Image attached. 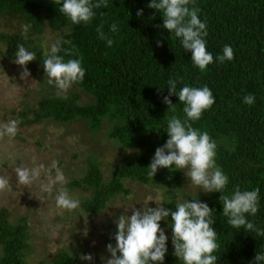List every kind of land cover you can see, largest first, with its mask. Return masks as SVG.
<instances>
[{"label": "trees", "instance_id": "1", "mask_svg": "<svg viewBox=\"0 0 264 264\" xmlns=\"http://www.w3.org/2000/svg\"><path fill=\"white\" fill-rule=\"evenodd\" d=\"M106 2V7L94 9L96 15L89 24L73 25L59 12L55 0H0V17L16 24L13 31L0 34L7 48L5 59L13 58L17 44L23 43L37 53L45 75L42 67L47 51L39 40L50 29L62 32L60 39L71 41L63 45L67 54L62 51L60 55L65 60L80 59L86 72L83 81L73 84L68 94L57 96L51 91L33 110L27 106L15 112L11 120L26 129L43 122L60 127L83 123L97 144L108 142L129 153V157L111 164L106 179L97 156L103 154L95 149L97 153L88 158L86 175L67 183L69 190L81 187L90 191L91 197L81 205L86 213L101 214L117 196L127 201L150 190H161L167 204L164 206L174 210L180 197L190 195L183 190L187 179L181 171L164 168L152 178L147 168L155 149L167 140L164 131L168 119L184 117L183 104L177 97H171L175 112L162 103L168 95L166 82L179 79L177 90L185 84L206 85L216 102L193 127L206 131L217 144L216 163L229 177L225 194L237 187L260 189V210L248 219L264 228V0H195L201 20L207 22V51L215 57L230 45L234 52L233 60L214 62L203 72L193 66L191 53L185 52L166 29L158 27L163 21L159 12L147 7L150 0ZM139 9H143V15L137 17ZM114 22L119 24V31L111 33L109 25ZM100 25L113 39L111 47L99 39ZM25 26L26 39L22 35ZM81 92L90 100L84 102ZM249 93L256 97L254 105L242 103ZM219 196L204 195L205 202L216 211L213 227L219 244L217 264H249L256 251H264V237L228 225ZM19 221L12 223L7 210H0V264H83L81 250L70 253L63 248L51 262H30L33 246L29 220L23 216ZM112 230L109 243L114 244L111 237L116 228ZM165 264L182 262L168 251Z\"/></svg>", "mask_w": 264, "mask_h": 264}, {"label": "clouds", "instance_id": "2", "mask_svg": "<svg viewBox=\"0 0 264 264\" xmlns=\"http://www.w3.org/2000/svg\"><path fill=\"white\" fill-rule=\"evenodd\" d=\"M55 3L59 5V12L73 25L89 24L96 15L94 9L107 6L106 0H97L96 3H93V0H55ZM194 4L195 0H150L147 7L160 13L163 23L158 27L173 35L185 52L191 53L193 66L203 72L214 62L233 60L234 52L230 45H225L222 53L215 57L207 51V22L201 20L199 9ZM136 15L142 16L143 9L137 10ZM27 31L28 26H25L22 32L25 39ZM109 31L118 32L119 24L114 22L109 25ZM97 33L99 39L106 41L107 47L112 46L114 41L104 32L103 25L97 28ZM70 43L69 40L57 39L49 46L43 59L42 68L47 74V82L57 88V96L66 93L73 84L82 82L86 74L80 59L65 60V57L60 55L62 51L67 54L63 45ZM157 46H160L159 41ZM13 55L14 63L23 69L21 79L30 77L27 65L37 60V53L20 43L17 44ZM180 83L181 81L175 78L166 82L168 95L163 97L162 103L175 112L176 104H173L171 97H177L183 104L184 117L172 116L168 119L164 131L167 140L155 149L147 166L148 175L153 178L161 168L181 171L184 177L193 186L202 189V192L220 193L222 214L227 218L228 225L264 237V228L257 227L248 219L249 216L255 217L260 210V189L257 187L241 190L237 187L225 194L229 177L216 163L217 144L206 131L193 127V123L201 119L203 112L215 104L216 98L212 90L206 85L193 87L187 84L177 90ZM255 102L256 97L251 93L242 98L245 105H254ZM17 130V120L0 124V136L14 137ZM53 169L54 177L51 176ZM43 170V165L31 168L19 166L16 168L17 180L22 184H32ZM48 172V183L42 185L44 192H52L55 185L67 183L57 161L52 162ZM0 190H12V185L3 176H0ZM55 200L57 206L65 210L71 211L80 207L79 199L73 198L66 187L57 191ZM148 202L138 209L133 206L125 210L124 214L115 220L116 231L111 237L115 243L106 245L109 258H102L103 264H165L169 236L165 228L161 227V221L171 230L173 255L178 261L182 264H217L219 257L215 253L219 244L217 231L213 227L216 223L213 219V213L216 212L214 208L199 200L197 196L191 200H178L174 210L166 208L164 205L167 204L163 202H154L156 206L149 207ZM128 211H131V215L127 214ZM81 259L91 262L93 256L88 254ZM249 264H264V251H256L253 261Z\"/></svg>", "mask_w": 264, "mask_h": 264}, {"label": "rangeland", "instance_id": "3", "mask_svg": "<svg viewBox=\"0 0 264 264\" xmlns=\"http://www.w3.org/2000/svg\"><path fill=\"white\" fill-rule=\"evenodd\" d=\"M15 23H8L0 17V34L14 30ZM63 33H56L47 29L42 34L39 43L45 49L54 43ZM7 51L6 45L0 39V124H6L15 112L25 110L27 106L32 110L37 101L51 91L57 93V88L48 84V78L41 73L37 60L27 65L31 76L21 79L22 68L14 63L13 58H4ZM72 85L66 93L73 90ZM83 101L90 98L81 92ZM39 143V144H38ZM95 149L102 152L98 155ZM97 153L98 161L107 179L111 174V164L122 161L129 157V153L121 151L108 142L97 144L92 138L86 125L83 123H72L71 126H56L52 122L31 128L18 127L14 137L0 136V176H3L12 185V190H0V210L8 212V219L18 224L21 217L26 216L31 228L32 252L29 256L30 262L47 260L51 262L57 256L60 249L70 253H78L81 250V258L91 254V262L81 259L83 264H103L102 258H109L106 245L113 233L115 220L125 210L135 206L137 209L148 202L149 207H155V203L164 201L161 190H150L140 193L135 199L122 200L120 196L114 198L113 203L101 214L91 215L82 208V203L91 197V193L83 188L69 190L67 183L74 179L83 178L89 169L88 158L90 154ZM57 161L59 168L63 171L66 184H57L52 192H44L42 185L48 183L49 172L52 162ZM43 165L44 170L40 177L32 184L19 183L16 176V168L35 167ZM55 176V170L51 171ZM61 187H66L73 198L79 199L80 207L75 210H65L57 206L56 194ZM141 191V189H137ZM185 193L190 195L180 197L184 199L196 198L205 202L203 190L193 186L189 180L183 187ZM131 215V211L127 212ZM161 227L165 228L169 236L168 251H174L171 244V231L161 221ZM2 246L0 245V255Z\"/></svg>", "mask_w": 264, "mask_h": 264}]
</instances>
